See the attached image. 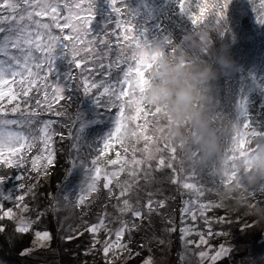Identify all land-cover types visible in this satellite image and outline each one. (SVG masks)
I'll return each mask as SVG.
<instances>
[{"label": "rangeland", "instance_id": "1", "mask_svg": "<svg viewBox=\"0 0 264 264\" xmlns=\"http://www.w3.org/2000/svg\"><path fill=\"white\" fill-rule=\"evenodd\" d=\"M257 1L260 7V0ZM206 2L211 5L213 0H206ZM162 5H164L166 11H175L173 15L176 17V20H173L172 23L175 33L171 34L166 30L165 35H158L157 30L154 31L153 29L154 25L149 27L147 25L152 17L147 18V23L144 25L146 29H137V31L142 39L147 41L149 46H164V49L169 52L170 50L165 46V39H170L176 45H182L186 35L191 31L192 25L187 17L178 10L176 0H139L136 4L137 7L142 8L143 6L144 10L157 7V11ZM101 6L104 9H108L110 7L109 0H103ZM245 7L253 15L245 18L244 24L240 26L242 20H239L238 12L244 10ZM196 11L199 14V10ZM211 11L210 7L207 8L205 15H208ZM61 14L67 15L68 9L62 8ZM259 14V8L254 2L251 4L245 0H230L225 18L226 31L223 33L225 38L229 36L230 40L225 41L222 38L223 34L219 32L214 33L211 30L208 32L210 37H212V49L226 48L231 58L235 61V69L231 71L230 77L224 75L225 79H218L214 82L215 95L219 100V106L222 104H225L226 107L229 106L231 108L230 112L233 113L232 116L229 114L231 116L230 119L233 120L236 118L242 119L239 116L237 107L240 99L246 101V108L250 118L257 120L252 113L258 118L259 115L264 113L263 109V112L259 114V108L264 107V23L258 22ZM99 16L95 23L96 25L102 26L110 20L109 17L104 16L103 12ZM134 16L137 19L142 18L138 12H134ZM42 19L48 22L49 18L44 17ZM54 31L56 34H59L58 29ZM91 31L93 33L99 32L98 34H100V29H95L92 25ZM253 32L256 33L255 39L242 43L240 48L234 42L235 35L243 38L245 35L252 34ZM64 33H70V29H65ZM241 40L238 39V42ZM71 71L73 75H76L79 69L71 65L67 58L58 54L52 72L53 80L63 85L67 82V75ZM49 83H52L51 78ZM9 86L12 93L20 91L18 85L11 84V81ZM9 86H4L3 90L7 92ZM224 87L230 89L223 91ZM82 90V88H76L74 83L73 87H70L65 92L67 98L62 104L61 102L59 103L61 104L59 107L67 106L71 103L75 105L74 99L77 97H75V92H78V97L81 100L79 92ZM129 95L135 99V95L138 94H133L129 90ZM29 96L31 95L29 94ZM29 96L23 98L18 96L15 100H11V102H9V96L0 100V117L19 119L21 112L43 110V103L38 106L35 99L34 105H31L28 101L27 103L22 101L29 99ZM86 97V94L82 96L83 101L87 100ZM19 99L23 106L20 105L17 112L13 113L11 109L19 103ZM42 99H44V95ZM43 102L45 101L43 100ZM144 108L146 111L139 114L135 112L130 113L136 116V119L129 122L128 135L125 139L119 142L114 137L112 147L99 156L97 166L101 169V176L95 191L87 190L86 186L83 192L80 191V183L84 182L87 184L91 178L83 176L78 170L69 172L72 164H70V161L69 164L64 161L61 154H54L53 164L48 166L46 174H38L36 171H33L31 167L32 157L38 154H47L46 152H41L43 144L39 141H37L36 146L30 151L26 153L22 152L26 156L23 168L8 167L0 163V175L9 177V180L3 186L5 193L13 191L14 196H25L23 201L3 200V207L6 208L4 209V213L11 208L14 214L11 218L3 214L5 220L3 221V227H0L2 229L0 230V242L7 246V252L4 251L8 256L13 257V259H10L11 261L26 258L33 264H143L146 259H150L151 264H202L199 257L200 251H209L211 254L218 250L222 244L232 250L235 240L239 239L250 242L257 240L258 244L264 249V224L256 225L254 219L245 213H231L215 194H205L201 198V202L212 201L215 204H220V207H213L205 213L206 217L211 221V231L214 235L211 237L207 235L209 228L205 224L204 218L199 217L198 213V219L195 222L191 220L190 216H185L182 221L181 200L185 203V201L195 199V196L188 190L183 189L179 181L177 183L172 182L173 172L171 169L156 167L160 157L168 160L171 156L170 148H164V143L166 142L170 146L171 144L162 136L164 128L167 125L164 124L161 109L159 107L155 108V112L158 115L153 116L147 111V109L154 111L151 105L145 104ZM125 112L129 114V109L126 108ZM111 113L112 111L108 114ZM51 117L45 116L43 120H49ZM106 125V129L103 130L104 135L98 132L95 127L96 124L92 123H88V127L83 125L80 132L82 140L80 155L82 158L88 160L89 167H91V159L96 158L99 154L98 149L103 147L102 141L104 137L114 128V118L107 121ZM138 125L140 127H137ZM7 130H17V126H7ZM133 132L135 135L132 134ZM246 132L249 134L248 138H251V127ZM144 136L158 137L160 140L155 146L162 149L160 152L155 153L157 159L151 162L152 168L150 170V179L148 180L144 179L145 172L149 171L147 165L137 167L132 163L134 156L136 159H142L144 156ZM54 137L55 135L52 137V143H54ZM138 137L139 139H137ZM73 142L75 143L74 139ZM68 144L70 145V143ZM251 146H253L252 142ZM245 147L247 148L249 145L246 143ZM7 156L8 153L5 150V157ZM176 156L177 159L172 162L179 168L182 158L179 151ZM112 160L126 162L124 163L123 171H120L121 163L113 165L111 163ZM184 167H188L186 161L184 162ZM134 168L137 171V177L129 175ZM112 171H118V180H122V185L130 189L129 191H125L123 195H121L122 187L120 189L117 188L118 192H114V183L109 185V188L112 190L111 192H109V189L103 187V184L106 182L104 173ZM21 174L23 178L17 181L15 177ZM120 177L121 179H119ZM59 178H61L62 182L60 190L53 192V189L57 190L58 187L49 185L47 182L51 179V182L55 184L59 181ZM125 182H127L126 185ZM35 183L42 184L41 188L47 190L48 197L50 196L51 208L55 212V216L51 222L55 223V221H58V224H55L56 227L61 224V228H57L60 233L52 235L47 221L43 220L40 216L43 207L41 204L42 192L37 195L32 194L31 199L29 198L28 192L30 188L28 186ZM19 184H23L24 187L18 188ZM179 188L183 191L179 190ZM66 195L69 197L68 200L64 199ZM80 195L85 197L83 204L79 203L78 197ZM125 199L129 200L134 208L142 210V218H135L131 212H120ZM150 200L153 201L152 207L154 209L151 212L147 208ZM160 202H163L162 207L160 206ZM25 205H27L26 209L24 208ZM102 215L106 218L108 228L112 230L113 240L115 239V230L121 226V221L129 222L130 228L132 223L135 224V228H132L130 232H125L122 238L121 242L126 247L110 251L107 257L103 252L104 241L107 238L106 233L100 231L96 234H91L86 230L90 225L97 223ZM20 218L32 221L27 233L16 231ZM219 218H224V220L217 222ZM39 227H42V231L39 230ZM182 228H190L192 231L182 236ZM44 231L50 234V239L40 241L36 237V233ZM216 233L223 234L216 235ZM200 234L205 235V238L208 240L207 245L198 243ZM68 237H72V239H68ZM189 241L192 243H189ZM259 259L264 262V257H260ZM204 264H208V262L204 261Z\"/></svg>", "mask_w": 264, "mask_h": 264}, {"label": "snow or ice", "instance_id": "2", "mask_svg": "<svg viewBox=\"0 0 264 264\" xmlns=\"http://www.w3.org/2000/svg\"><path fill=\"white\" fill-rule=\"evenodd\" d=\"M112 17L100 34L91 31V25L95 18L96 0H0V100L9 96V102L15 100L17 96L28 97L30 92L39 94L43 92L44 101L47 111H53L54 105H59L67 97L65 92L75 83L76 88H82L84 94H92L93 98L106 109H117L113 116L114 128L103 139V147L98 149L96 158L91 159V167L87 159L80 155L82 140L80 132L83 128V117L79 113L73 126L75 133L73 139V150L76 153L72 162L73 170L80 171L83 176L90 177V182L80 183V191H95L97 183L100 180L101 169L97 166V160L107 149L112 147L113 138L122 142L128 135V124L136 119L131 112L137 114L146 111L142 94L148 83V72L153 66L155 59L161 54L164 46L151 47L147 41L143 40L137 31L135 20L128 10L125 0H109ZM230 0H213L209 5L206 0H176L178 10L187 17L192 28L191 31L203 29L207 32H219L223 34L226 31V12ZM211 8L212 11L205 15V10ZM68 9L67 15L61 14V9ZM199 10V14L197 11ZM259 23H264V0H260ZM44 17L49 18L45 22ZM58 29L59 34L54 30ZM70 29V34H65L64 30ZM212 39V37H211ZM165 46L170 50L169 53L175 54L177 46L170 39H165ZM67 58L71 65L79 69L78 74L73 75L72 71L67 75V82L61 85L52 78L54 62L57 55ZM114 57V58H113ZM124 65V67H122ZM50 78L52 83H49ZM11 84H17L20 91L12 93ZM4 86H9L8 91L3 90ZM129 90L135 95V99L129 95ZM27 103V101H25ZM39 106L40 100L36 101ZM19 104L12 107L13 113L17 112ZM239 116L242 119H235L239 125V130L233 137L231 146L226 150L230 155L231 167L233 171L230 177H234L239 165L247 163L246 157L252 151L251 138H264V122L257 123L249 117L246 108V101H238ZM129 109L126 114L125 109ZM151 115L156 116L158 113L147 109ZM56 116L62 115V112L55 110ZM39 111L21 112L19 119H5L0 117V163L8 167L23 168L26 156L23 153L30 151L36 146L37 141L43 144L41 152L46 155L38 154L31 159V167L38 174H46L48 166L53 164L54 153L51 148V141L54 135L52 131L53 121H40ZM229 119L222 111L218 110L214 119ZM16 125L17 130H7V126ZM137 127H140L139 125ZM251 127V138H248V132L244 131ZM135 135V133H132ZM248 138V139H246ZM139 139V137L137 138ZM144 156L142 159L133 157L132 163L139 167L147 165L149 171L145 172L144 179H150L151 162L156 160L155 153L162 149L155 146L159 143L158 137L144 136ZM249 147H245V144ZM91 148V146H89ZM164 148H170L171 156L166 160L160 157L157 161V168H168L173 172L172 182L181 183L183 189L188 190L195 196V199L185 201L182 208V221L185 216H190L195 222L199 217H203L209 231L207 235L211 237L214 233L211 231V221L205 213L213 207H220L212 201L201 202L205 192H215V179L212 178V187H206L202 182L201 171L188 163L184 167L185 160L181 158L180 167L177 168L172 161L177 159L178 149L170 146L166 142ZM5 150L8 156L5 157ZM113 165L121 163L120 171H123L124 163L119 160H112ZM129 175L137 177V171L134 168ZM119 172H105V183L103 187L109 188V185L116 179L119 184ZM229 179L223 183L230 182ZM22 174L17 175L15 179L21 180ZM9 177L0 175V200L6 201H23L24 195L14 196L13 191L5 193L4 185ZM127 182H125V185ZM19 184L18 188H23ZM121 195L129 191L128 187L121 185ZM217 195V194H216ZM65 200L69 197L66 195ZM79 203L83 204L85 197H78ZM153 201L147 204L148 210L153 211ZM19 206V205H17ZM163 206V202H160ZM27 208V205L24 206ZM120 212H131L135 218H142L141 209L134 208L129 200L123 201V207ZM198 213V215H197ZM5 216L13 217L12 209L9 208L4 213ZM224 218H219L217 222H222ZM19 226L16 231L27 233L32 221L25 218L19 219ZM135 228V224L121 221V226L115 230V239H112V230L108 228L106 218L102 215L99 221L90 225L86 230L91 234L100 231L106 233L103 252L108 256L110 251L124 249L122 238L125 232H130ZM2 230V229H0ZM192 231L190 228H182V236ZM223 233H216L222 235ZM36 237L40 241L50 239L47 231L37 232ZM72 239V237H68ZM94 239V243H95ZM189 243H192L189 241ZM199 244H208L204 234H200ZM27 251V250H25ZM231 249L225 245H220L219 249L210 254L209 251H200L199 257L202 264L207 261L208 264H218L223 258L227 257ZM143 264H151L150 259H146Z\"/></svg>", "mask_w": 264, "mask_h": 264}, {"label": "clouds", "instance_id": "3", "mask_svg": "<svg viewBox=\"0 0 264 264\" xmlns=\"http://www.w3.org/2000/svg\"><path fill=\"white\" fill-rule=\"evenodd\" d=\"M235 69L228 50L212 49V39L203 29L190 31L175 54L161 49L148 72L143 102L159 107L164 118L162 136L177 147L181 157L216 181L222 204L264 224V138L252 137L247 163L239 165L234 177L229 153L239 130L233 119H214L219 100L214 82ZM230 182L223 183L229 179Z\"/></svg>", "mask_w": 264, "mask_h": 264}, {"label": "trees", "instance_id": "4", "mask_svg": "<svg viewBox=\"0 0 264 264\" xmlns=\"http://www.w3.org/2000/svg\"><path fill=\"white\" fill-rule=\"evenodd\" d=\"M102 1L103 0H96L95 18H94L93 23H92V26L95 29H100V33L104 30V28L107 24H103L102 26L95 24L97 22V19L100 17L99 15L102 14V12H103L104 16L107 18L109 17L110 20L112 17L111 8L109 7L108 9L107 8L104 9V7L101 6ZM138 1L137 0H125V3H126L128 10L130 11L132 16L134 17L135 25H136L137 29H139V30L140 29H146L144 27V25L147 23L146 20L148 17H152L151 20L147 23V25H148V27L154 25L153 29H154V31L157 30L156 32L158 33V35H160V36H162L163 34L165 35L166 30H168L171 34L175 33V28H173V26H172L173 20H176V17H174V15H173V12L175 13V11H166L164 5H162V7H159L158 11H157V7H151L148 10H144L143 6H142V8L136 6ZM165 1H167V0H165ZM245 1H248L251 4H253V2H254L255 5L260 9L259 3L257 0H245ZM102 10H105V11H102ZM249 11L250 10L246 9V7H245L244 10L238 12V18H239V20H242V22L240 23V26H242L244 24L243 22L246 20L245 18H248L250 15H253ZM134 12H138L139 15L145 19L135 18ZM143 15H145V16H143ZM238 25H239V23H238ZM98 33L99 32H96L95 34H98ZM68 34H70V33H68ZM255 34H256L255 32H253L252 34H247L243 37L244 39L237 37V35H235L234 42L240 48L242 43L250 42L253 39H255V37H256ZM222 38L225 39V41L230 40V37L226 36V38H225L224 34L222 35ZM238 39L239 40L242 39V40L238 42ZM220 41H221V39H220ZM230 75H231V72H229V74L228 73L225 74V76H229V77H230ZM225 76L221 75L219 79H225L226 78ZM225 89H230V88L224 87L223 91ZM79 93H80L79 95H81V100L78 97V92H75V97L77 96L74 99V102L76 103L75 105L71 103L72 105L68 104L67 106H60L59 107V105H61L64 102V101H61V104L54 105L53 111H47L46 110L45 102H43L44 99H42L43 98V92H41L39 94H36L34 92H30L29 94L31 96H29V99L22 100L23 102L28 101L31 105H34L35 100L36 101L40 100L41 103H43L44 108H43V110L39 111L40 115H39L38 119L40 121H48V120H43L45 118V116H49V117L54 116V117H51V119H49V120L54 122L52 125V131L54 132L55 137L53 139L54 143L51 142L52 151L54 154L55 153H57L58 155L61 154L62 159H64V161H66L68 164H69V161H70V164H72L73 158H74V156H76V153L72 147L74 144L73 136L75 133V128L73 126V123L77 119L78 114L80 113L83 117V125L88 127V123L96 124L95 127L97 128L98 132H100L102 135H104L103 130L106 129L107 121L111 120L113 118L112 115H114L116 112L115 111L116 109H112L111 110L112 113L108 114L110 112V110L106 109L102 105L98 106V103L95 100V98H93L92 94L86 95L87 100L83 101V99H82V96L84 95L83 90ZM18 101H19L18 104L23 106L22 103H20L21 100L19 99ZM230 109L231 108L229 106L226 107L225 104H222L218 107V110L222 111L226 116H228L229 119L233 115V113L230 112ZM263 109H264V107L259 108V112H260L259 114H261L263 112ZM55 110L61 111L62 115L56 116L54 114ZM229 114H231V116ZM252 114L255 116V118H257V120L254 119L257 123L264 122V115H262L264 113L259 115V118L256 117V115L254 113H252ZM246 130H244V131H246ZM68 143H70V145ZM201 176H202V182L205 183V186L209 187V188L212 187V183H211L212 178L203 172H201ZM119 179H121V177ZM52 180H53V177H52ZM113 183H114V187H115L114 192H118L117 188H119V189L121 188L123 181L119 180V184H118L117 180H113ZM47 184H49V185L51 184L54 187L57 186L58 187L57 190L53 189V192H56V191L60 190V185H62L61 178H59V181H57L55 184H54V182H51V179H50V181L47 182ZM34 185L28 186L30 188V191L28 192L29 198L31 199L32 194L37 195L38 193L42 192L41 194L43 196L41 199V204L43 205V207L41 209V212H40L41 215L40 216L43 218V220L45 219L47 221V224L49 225V229L52 232V235H55V233H60V232H58L57 228H61V224H59L58 227H56L55 224L57 225L58 221H55V223L51 222L53 217L55 216V212L51 208V203L49 201L50 196L48 197L47 190H44L41 188L42 184L35 183ZM215 188H216V184H215ZM34 189H36V190H34ZM179 190H181V189L179 188ZM181 191H183V190H181ZM210 193L215 194V192H205L206 195H209ZM258 198L264 199V196H261L260 194H258ZM24 199H25V196H24ZM180 205H181V209L185 206V203L183 200H181ZM3 206H4L3 200H0V227L1 228L3 227V221L5 220V218H4L5 216L3 214H4V209H6V208H4ZM226 207L229 209V211H231V213H238V212L244 213V211L242 209L237 211V210L232 209L228 206H226ZM39 230L42 231V227H39ZM0 239H1V237H0ZM4 250L7 252V246L3 245L0 242V264H33L32 262H29L26 258L19 259L16 261L14 259V261H11L10 259H13V257L8 256ZM260 257H264V249L261 245L258 244L257 240L250 242L247 240L241 241L239 239V240H235V244L233 245V249L231 250L230 254L227 257L223 258L221 261H219L218 264H264V262H262L259 259Z\"/></svg>", "mask_w": 264, "mask_h": 264}]
</instances>
